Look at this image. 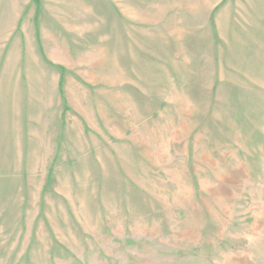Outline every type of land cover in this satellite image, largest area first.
I'll return each mask as SVG.
<instances>
[{"label":"rangeland","instance_id":"1","mask_svg":"<svg viewBox=\"0 0 264 264\" xmlns=\"http://www.w3.org/2000/svg\"><path fill=\"white\" fill-rule=\"evenodd\" d=\"M0 264H264V0H0Z\"/></svg>","mask_w":264,"mask_h":264}]
</instances>
